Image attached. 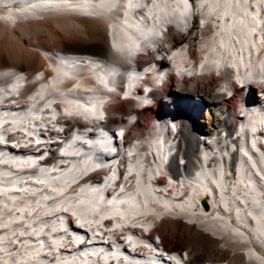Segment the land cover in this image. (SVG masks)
I'll use <instances>...</instances> for the list:
<instances>
[{
    "label": "bare ground",
    "instance_id": "obj_1",
    "mask_svg": "<svg viewBox=\"0 0 264 264\" xmlns=\"http://www.w3.org/2000/svg\"><path fill=\"white\" fill-rule=\"evenodd\" d=\"M127 2L126 10L124 0H0V38L33 34L20 37L14 51L0 48V264H159L155 254L134 259L115 243L128 239L129 247L151 253L143 238L156 247V233L189 264H264V57L255 55L264 30L254 33L264 0H195L204 26L188 18L180 0ZM186 46L204 72L187 58ZM173 47L179 49L170 60ZM95 55L117 60V82L137 78L134 62L177 67L182 76H169L148 96L108 92L104 125L113 133L126 127L125 153L108 155L106 166L75 183L102 163L94 156L108 150V138L78 133L62 155L51 140L62 124L97 127L109 74ZM232 66L249 80L258 111L241 87L227 95ZM36 71L45 76L33 77ZM158 72L148 77L156 80ZM54 107L64 112L55 118ZM242 107L248 117L237 123ZM37 132L46 141L34 144ZM46 149L58 166L37 164ZM167 160L173 178L159 177V185L155 173ZM117 161L127 166L118 195L108 199L103 186H79L102 173L112 176ZM89 229L102 233L110 249H83L87 240H78Z\"/></svg>",
    "mask_w": 264,
    "mask_h": 264
},
{
    "label": "rangeland",
    "instance_id": "obj_2",
    "mask_svg": "<svg viewBox=\"0 0 264 264\" xmlns=\"http://www.w3.org/2000/svg\"><path fill=\"white\" fill-rule=\"evenodd\" d=\"M26 34H28V35H26ZM65 34H66V36H70L69 34H68V32H65ZM19 36V37H18ZM29 36V37H28ZM22 38V40H24V39H27V38H32L33 37V34L32 33H29V32H25V34L23 33V34H20V35H17V36H8V35H5V36H2L0 39V45H2L0 48H1V50H4V51H7V50H10V51H14V50H16V49H18V47H20L21 46V38ZM6 38V39H5ZM11 38V39H10ZM14 38H16V39H14ZM20 38V39H19ZM20 40V41H19ZM8 41V42H7ZM18 41V42H17ZM17 44V45H16ZM11 45V46H10ZM3 47V48H2ZM156 106V105H155ZM155 106H153L152 108H151V114L152 113H155L154 111H156V107ZM146 113H148V111L146 112Z\"/></svg>",
    "mask_w": 264,
    "mask_h": 264
},
{
    "label": "clouds",
    "instance_id": "obj_3",
    "mask_svg": "<svg viewBox=\"0 0 264 264\" xmlns=\"http://www.w3.org/2000/svg\"><path fill=\"white\" fill-rule=\"evenodd\" d=\"M151 103H152L151 101H145L146 105L151 104Z\"/></svg>",
    "mask_w": 264,
    "mask_h": 264
},
{
    "label": "snow or ice",
    "instance_id": "obj_4",
    "mask_svg": "<svg viewBox=\"0 0 264 264\" xmlns=\"http://www.w3.org/2000/svg\"><path fill=\"white\" fill-rule=\"evenodd\" d=\"M193 2H195V0H193Z\"/></svg>",
    "mask_w": 264,
    "mask_h": 264
}]
</instances>
